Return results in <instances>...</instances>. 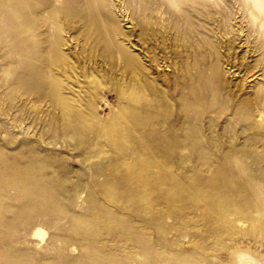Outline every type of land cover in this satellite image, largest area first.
I'll use <instances>...</instances> for the list:
<instances>
[{"label": "rangeland", "instance_id": "1", "mask_svg": "<svg viewBox=\"0 0 264 264\" xmlns=\"http://www.w3.org/2000/svg\"><path fill=\"white\" fill-rule=\"evenodd\" d=\"M0 264H264V0H0Z\"/></svg>", "mask_w": 264, "mask_h": 264}, {"label": "bare ground", "instance_id": "2", "mask_svg": "<svg viewBox=\"0 0 264 264\" xmlns=\"http://www.w3.org/2000/svg\"><path fill=\"white\" fill-rule=\"evenodd\" d=\"M38 232V231H37Z\"/></svg>", "mask_w": 264, "mask_h": 264}]
</instances>
